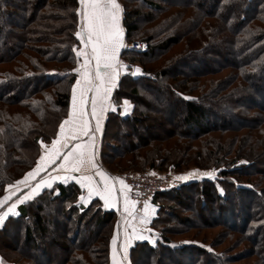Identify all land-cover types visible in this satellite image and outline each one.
I'll return each instance as SVG.
<instances>
[{
    "label": "trees",
    "instance_id": "16d2710c",
    "mask_svg": "<svg viewBox=\"0 0 264 264\" xmlns=\"http://www.w3.org/2000/svg\"><path fill=\"white\" fill-rule=\"evenodd\" d=\"M206 1L118 0L124 40L141 44L120 58L141 72L122 75L113 92L116 107L127 99L132 109L107 114L102 164L116 173L216 171L146 202L157 206L152 231L129 247L128 264H264V0ZM78 10V0H0V196L66 118ZM169 100L183 110L182 128L143 137L142 122L173 117L162 108ZM80 193L54 183L23 214L7 215L0 264H110L118 215L98 199L78 204Z\"/></svg>",
    "mask_w": 264,
    "mask_h": 264
},
{
    "label": "snow or ice",
    "instance_id": "6c2138e0",
    "mask_svg": "<svg viewBox=\"0 0 264 264\" xmlns=\"http://www.w3.org/2000/svg\"><path fill=\"white\" fill-rule=\"evenodd\" d=\"M79 3L82 8L77 11V15L81 17V28L75 35L83 44V48L74 49V51L78 58L83 57V64L74 70L78 73L79 78L72 87V110L68 119L60 124L57 137L52 140L50 148L43 141H40L41 146L45 149V154L40 156L36 167L28 172L23 179L16 181L14 185L9 187L19 190L18 186H30V181L35 180L48 167L56 164L57 160H61L57 166V171L78 173L85 168L94 169L95 176L100 177V183L94 179L93 175L41 177L26 196L18 197L16 202L0 215V220L9 213L18 215L15 212L17 204L31 200L33 195L39 194V190L42 188H51L53 181L66 179H75L82 189H87L89 199L94 196L99 197L108 207H116L122 198L124 212L129 216L134 214L136 202L129 199V186L121 178L110 177L95 162L94 135H91L93 130L90 127L86 112V106L89 103L88 93L91 92L93 93L91 96V117L97 121L95 131H100V116L111 108V105L108 104L110 94L116 86L120 69L127 67L118 60L121 48L125 47L123 30L120 25L123 9L118 0H79ZM77 63L79 64V59ZM140 72L141 70L137 68L131 74L136 75ZM112 110L115 111V108ZM83 137H88V140L75 143L69 147L70 141L82 140ZM65 149H67L66 152ZM176 179H184V177H177ZM117 183L120 185L119 189L116 187ZM15 195L16 191H11L8 196L0 199V207L12 200ZM81 199L84 200L85 198L81 197ZM148 214L149 205L145 203L144 217L141 218V223L149 222ZM133 235H136L135 229ZM138 238L147 239L143 235H139ZM116 243L117 238L114 236L112 239L114 257ZM114 264H116L115 258Z\"/></svg>",
    "mask_w": 264,
    "mask_h": 264
},
{
    "label": "crops",
    "instance_id": "0c3cea01",
    "mask_svg": "<svg viewBox=\"0 0 264 264\" xmlns=\"http://www.w3.org/2000/svg\"><path fill=\"white\" fill-rule=\"evenodd\" d=\"M78 2H79V0H78ZM81 8H82V6L79 3V10ZM120 25H121V28L123 30L122 17L120 19ZM80 28H81V17H80V24H79L78 31H80ZM123 43H124L125 47L121 48V50L119 52V55H118V60L123 65H126L127 67L120 69V75L118 76V78L116 80V86L113 88V90H112V92L110 94L108 104L111 105V108H109L107 111L103 112L102 115L100 116V131H98V132L95 131V127H96V122L97 121H96L95 118L91 117V96L93 95V93H91V92L88 93L89 103L86 106V112L88 113L87 118L89 119L90 127L93 130L91 135H94L93 152L95 154V162L98 165V167L102 171L107 173L110 177H117V173L113 172V171L110 172L109 170L106 169V167L103 164H102L103 167L100 166V163H102V162H101V159L99 158V151H100V146H101L100 142H101L102 134H103V131H104L103 127H104V124H105V121H106V118H107V114L110 111H113L112 108H115V110L118 109L119 115H121V116L126 115V114H128L131 111L132 104H131L130 101H128L127 99H123L122 103L118 107H116L114 102L112 101V95H113V92L115 91V89L117 88V84H118L120 78L122 77V75L131 74L132 72L135 71V69L139 68L138 65H135V66L128 65L122 58H120V53L122 52V50H128L129 49V47H128L129 44H127L126 41L124 40V30H123ZM82 48H83V44L79 40V48L77 50L82 49ZM77 59H79V64L77 63L76 68L80 67V65L83 64V57H79V58L77 57ZM75 74H77V76H76V79H75V81L73 82V84L71 86V92H70V98H69V102H70L69 103V109H68V113L66 115V118L64 120L68 119L69 113L72 110V87L75 84L76 80L79 78L78 73L75 72ZM137 75L138 74L133 75V76H137ZM125 102H127V103H125ZM64 120H62V122ZM66 127H68V126L66 125ZM57 131L59 132V127H58ZM58 132H57V134H58ZM57 134H56V136L53 139H55L57 137ZM86 140H88V137H83L82 140L70 141L69 142V147H71L75 143H81V142L86 141ZM51 142L50 143H44V144L47 145L50 148L51 147ZM40 146H41V144H40ZM64 151L66 152L67 149H65ZM43 154H45V149L41 146L40 154H39V156L37 158V161L39 160L40 156L43 155ZM59 163H61V160H57L56 164L51 165L50 167L47 168V170L45 172H42L40 176L36 177L35 180L30 181L29 182L30 186H18L19 190H17L16 188H10V187L5 189L3 194L0 196V199H3L4 197L8 196L11 191H16V195L12 197V200L8 201L6 204H4L2 207H0V215H2L5 211H7V209L14 202H16L18 197L26 196V194L31 191V187H34L35 184L41 179V177H45V178H48L50 176L79 177L80 175H93L95 177V171L91 172V171H89V168L82 169V171L78 172V173L77 172H68V171H63V170L57 171L56 169H57V166L59 165ZM35 167H36V164L33 166V168H31L30 170L25 172V175L28 172L32 171ZM23 178H21V179H23ZM68 182H72V183L76 184L77 187H79L80 190H81V193L78 195V198H77L78 204L83 206V205L89 204L94 199H96V200L98 199L105 209L111 210V211L114 210L116 212V215H118L117 216V221H116V224H115V227H114V231H113L112 236H111L110 241H109V244H110V246H109L110 264H114V258H115L116 264H128L127 255H128L129 247L133 244L134 241H141L142 240V239H139L138 236L139 235H143V236L147 237V240L149 239L150 232L152 231V229L149 227V224H150L151 220L155 217V211H156L157 206L154 203H150V204L147 203L149 205V214H148V221L149 222L146 223V224L145 223H141V218L144 217V206L142 207V210H141L140 214H135L134 213L132 216H129L126 212H124L123 199L122 198L120 199V201H119V203L117 204L116 207H108V206H106L104 204V201L99 199V197H95L94 196V197L89 199L88 198L87 189L86 188L82 189L80 187V185L78 183H76L75 179L56 180V181H53L52 185L54 183L68 184ZM101 186H102V183H101ZM116 187H117V189H119L120 185L117 183ZM43 189L44 188H42L41 190H43ZM41 190H39V193H40ZM35 195H37V194H34L33 196H35ZM81 197H84L85 199L82 200ZM24 204L25 203L17 204L15 212H17L18 214H23L24 213ZM8 215H12V214L9 213ZM4 219H5V217L2 220H0V223ZM134 229L136 230V235H133V230ZM114 236L117 238V243L115 245V257H114V251H113L114 246L112 244V239H113Z\"/></svg>",
    "mask_w": 264,
    "mask_h": 264
},
{
    "label": "built area",
    "instance_id": "2783aa9c",
    "mask_svg": "<svg viewBox=\"0 0 264 264\" xmlns=\"http://www.w3.org/2000/svg\"><path fill=\"white\" fill-rule=\"evenodd\" d=\"M141 46L140 43L130 42L129 49L136 50ZM100 166L103 167L102 163ZM89 171L94 172V169ZM118 178L124 180V183L129 186V199L136 202L134 210L135 214H139L143 205L149 201L155 193L175 187L176 181L170 173L153 170V172H124L117 174ZM94 179L100 183V177L95 176Z\"/></svg>",
    "mask_w": 264,
    "mask_h": 264
},
{
    "label": "rangeland",
    "instance_id": "374dc122",
    "mask_svg": "<svg viewBox=\"0 0 264 264\" xmlns=\"http://www.w3.org/2000/svg\"><path fill=\"white\" fill-rule=\"evenodd\" d=\"M207 3H211V0H207L206 4ZM126 43L129 44L130 42H126ZM161 96H164V95L161 93ZM242 101L244 103H247L246 98H244ZM162 108L165 111V113H167L168 110L171 109L173 117H171L170 120H165V123L163 125H161V126L156 124V123H150L149 121L142 122L141 123V127H138L137 129H138V132L141 133L143 137L149 138V137H152V135L161 137L162 135H164V131L166 129H168L169 127L172 128V129H181L182 128L181 119L184 117L183 116L184 113H183L182 108H179L177 105H175L174 101H172V100L171 101L169 100V102L164 103ZM162 108H159V109H162ZM209 115L206 116V117H212V118L214 117L211 114H209ZM212 118H210V119L212 120ZM228 120L232 124H236L237 123L236 119H234V118H229ZM147 126H150V127H147ZM187 128L191 129L192 131L194 130L193 127L187 126ZM259 167H263V166L260 165ZM126 172H132V171H126ZM119 173H124V172H118L117 174H119ZM165 173H168V172H165ZM169 173L172 176V178L175 179L177 186L181 185L182 182H185L187 180H192V179H196V178H203V177L214 178L216 176V171L215 170H212V169H210V170H200V169H197V168L195 169L193 167H190L188 169L182 170V172L173 173V172L169 171ZM177 177H184V179H176ZM177 186H175V187H177ZM55 225L53 224V227H55ZM215 230H217V229H215ZM54 254H55V252H54ZM51 257L53 258V256H51ZM59 261H60L59 259L54 260L53 264H58Z\"/></svg>",
    "mask_w": 264,
    "mask_h": 264
},
{
    "label": "bare ground",
    "instance_id": "6f19581e",
    "mask_svg": "<svg viewBox=\"0 0 264 264\" xmlns=\"http://www.w3.org/2000/svg\"><path fill=\"white\" fill-rule=\"evenodd\" d=\"M134 51V50H133Z\"/></svg>",
    "mask_w": 264,
    "mask_h": 264
}]
</instances>
